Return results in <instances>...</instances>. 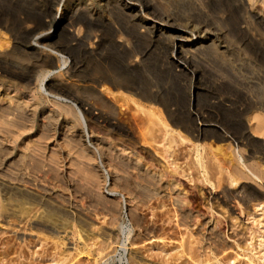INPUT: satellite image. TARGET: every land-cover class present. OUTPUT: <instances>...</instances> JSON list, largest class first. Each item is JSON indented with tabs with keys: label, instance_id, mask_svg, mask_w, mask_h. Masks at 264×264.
Listing matches in <instances>:
<instances>
[{
	"label": "rangeland",
	"instance_id": "374dc122",
	"mask_svg": "<svg viewBox=\"0 0 264 264\" xmlns=\"http://www.w3.org/2000/svg\"><path fill=\"white\" fill-rule=\"evenodd\" d=\"M97 1H88L90 2L88 12H93L101 19L100 24H97L98 27L95 23L94 26L91 24L90 28H95L93 30L102 33L103 41L97 56L88 54L83 56L85 58H80L83 67L76 74L88 77H96L101 73L108 77L112 76V73L118 74L119 78L122 80L124 78L123 81H132L135 87L143 88L138 87V91L145 90L146 93L150 91V88L155 93L156 90L159 91L158 96L172 104L171 108H174L178 115L186 116L190 110L209 120L211 127L219 129L217 131L210 129L206 132V137L196 140L181 126L171 125L169 128L174 136L173 141L167 143L162 131H156V141H153L154 145L161 150L170 151L169 155L164 151L162 152L166 154L158 153L159 155L161 153V158L156 156L158 160H155L158 169H163L162 171H166L180 182V188H184L188 192H186L187 195L193 197L189 196L192 199V206L197 205L196 207L199 206L201 210H204L206 224L195 221L189 224V227L184 228L183 225L177 227V212L167 199L161 200L154 197L147 200L141 197L144 196L142 192L140 194L143 195L135 192L139 196L136 200V195L130 196L127 188H120L113 184L114 171L118 169L114 160L112 161L96 149L94 136H97V132H92L89 126V130L84 132L81 138L82 143H80L78 136L72 138L68 120L75 114L77 116V109L74 107L77 103L81 109L89 106L97 115L103 111L105 114L113 113L112 115L118 121L130 127L129 129L126 126L131 130L132 135L138 137L132 116V113L136 111L135 104L129 97L122 94L114 96L108 90L100 88L87 92L79 90L76 88L75 77L68 73L66 65L47 67L48 65L45 66L47 63L42 59L39 61H43L44 64L37 61L39 63L36 64L37 68L34 66L27 68L23 65L17 69L25 76V79L21 81H24L22 84L28 85L30 82L29 89H34L33 91L37 93L38 99L34 103L38 101V105L36 104L35 111L25 110L21 117H25L23 122H25L26 131L19 136L18 143L12 145L8 138H5L0 144L2 145L0 147V264H264V135L256 133L253 128L256 124L255 118L264 114L262 109L264 108V22L258 15L264 14V0H154L157 9L165 10L164 13L169 14L172 27L169 22L159 21L161 29L158 28L148 36L142 35L140 26L146 16L150 21L152 16L143 15L144 12H138L136 16L134 14V12L137 13L136 11H128L127 14V11L118 3L119 0H109L108 4ZM135 4L139 6L140 2L136 1ZM57 5L56 0H0V19H5V24L14 23L19 37L16 42H13L8 37V33L0 29V47L14 49L13 52L11 50V57L19 60L20 63L23 61L26 63L27 59L28 61L36 60L35 57L38 55L32 50H30L31 56L28 54L29 50L27 54L25 53L28 46L26 41H29L33 35L29 32L31 29L34 35L58 29L54 44L65 40L66 32L63 31V26H61L62 29L58 26L59 5ZM255 12L258 14L256 15ZM26 17L29 20L25 21ZM21 21H24L26 25ZM96 28L100 30L97 31ZM163 30L166 32V34L163 33L166 37L158 33ZM178 30L184 32L186 37L187 35L191 37L184 38V43L198 39L203 41L201 46L195 47L196 50L194 48H191V52L186 50L188 53L184 54L188 56V60L186 57L182 59L180 56L173 55V43L169 38H172V34L175 35ZM120 34L131 42L129 50L118 44ZM67 36L69 38V35ZM182 40L180 39L179 44ZM14 43L18 45H16L18 49L13 47ZM208 44L211 45L208 46ZM130 49L147 54L146 60L140 67L130 68L126 64L127 52ZM135 57L136 55L132 58ZM179 63L182 68L177 66ZM43 72L50 74L47 83L51 85V89L48 88L47 93L41 89L42 77L47 75L42 74ZM74 85L76 87L72 89ZM63 86L67 87L66 91ZM147 87L149 89H146ZM68 91L71 92L69 96L64 94ZM72 93L76 95L79 93L77 95L79 98L74 97ZM55 96L66 103L65 107L54 104L52 100ZM251 97L257 99L259 103L262 102L260 104L262 108H254V112L251 109L249 112L241 113L240 110L246 104L245 101ZM7 101H2V104H5L3 106L8 107L5 115L9 111L6 117H12L17 114V110L14 107L9 108ZM50 111L54 113L53 117L48 115L52 118L48 117L46 119L49 120H44V116ZM161 112L167 118L165 112L163 110ZM1 113L4 114L2 111ZM200 121L198 124L203 126V121ZM160 122L161 120L156 117L154 122L145 125V131L160 127ZM43 142L52 146L51 150L47 151L48 160L53 159L61 165L62 174L57 175L58 177L42 174L33 166V160L29 157L35 147L45 145ZM83 144L94 156H97L94 163L103 183V189H101L103 195L106 198H114L115 204L120 205V208L118 207L120 213H117L119 221L116 224L110 222L107 209L103 205L93 203V196L87 193L86 173L80 167V160L84 154L79 148H82ZM194 145L200 146L198 151L194 149ZM233 148H240L245 158L249 157L252 151L254 156L247 158V162L252 163L262 177L238 179L237 183L227 180L228 173L225 167L222 169L221 165L224 166L226 158L233 157L231 153ZM130 179V184L131 181L134 183L131 186L136 188L135 180L133 182V179ZM17 186L20 190H14ZM253 187H256L263 196L254 198L252 195L251 197L249 190L251 191ZM231 189H235L236 192ZM5 191L8 192L7 196ZM15 192H17L16 197L23 192L35 194L39 203L26 202L18 206L16 197L7 198ZM208 192L212 193L213 200L207 201L208 197L205 195ZM227 193L228 198L225 197ZM214 195L218 196L217 200ZM222 195L224 196L221 198ZM203 198H206V202ZM218 200L220 202H217ZM57 204L60 208L57 209V215L55 213L53 217L55 221L46 219L47 210L54 209ZM201 204L205 205L207 210L203 209ZM27 206L30 207L31 212L23 210ZM130 207L134 208L136 216L139 215V218H142L143 225L140 227L144 229L135 226L132 218L130 219L132 217ZM64 212L69 216L68 220H62L65 217ZM144 225L147 228L143 227ZM214 226L216 229L212 228ZM213 229L219 233L220 238L217 236L216 241L213 235L210 236ZM152 233L158 235L153 245L149 244V241L139 243L141 235L150 234L151 236ZM167 233L169 236L166 235ZM210 238L214 241L210 242ZM218 239H221V242ZM107 242L113 243L110 249L112 252L106 250L110 254L106 251L101 252ZM180 243L184 244V248L180 246ZM135 251L141 255V258L136 261L132 257Z\"/></svg>",
	"mask_w": 264,
	"mask_h": 264
},
{
	"label": "bare ground",
	"instance_id": "6f19581e",
	"mask_svg": "<svg viewBox=\"0 0 264 264\" xmlns=\"http://www.w3.org/2000/svg\"><path fill=\"white\" fill-rule=\"evenodd\" d=\"M88 1H90V0H56V3L59 5V14H58V17H57L58 18V26H59V28H61V26H63V29H64L63 31L66 32L65 40H63L61 42L57 41L58 43L55 42V44H54V41H56V39H57L56 38L54 40V38L56 36V32H57L58 29L56 31H53V32H48V33H46V32L45 33L44 32L40 33L39 32V34L36 33L37 35H34L35 33H33L31 31L32 29L30 30L28 28L30 30L29 32H31V35L33 34L32 37H31L32 41H31V39L29 41H26L28 43V46L26 48V52L23 49H20V50L24 51L26 54H27L28 50H29L28 54H30V50H32L33 53L35 52V54H38L35 57L36 60L28 61V59H27L28 62L26 61V63H25L23 61L24 63L23 62L20 63V62H18L19 60H16L15 58L11 57V55H12L11 53L13 52L14 49L13 50L12 49L9 50V49H6L8 47H5V48L4 47H0L1 48L0 49V110L4 113V114H2V113L0 114V144L4 141L5 138L6 139L8 138V141H10L12 143V145H16L18 143L19 136L22 134L23 131H26V126L24 125L25 122H23L25 117L24 118H21V117L24 115V112H26L25 110H27V111H28V109L29 110H32V109L34 110L35 108H37V105H38L37 104L38 101H37V103H34L38 99L37 93L35 91H33L34 89L33 90L29 89L30 86H28V85H30V82H29L28 85H27V83H26V85L22 84L24 81L21 82L22 80L25 79V76L22 75L21 72H18L17 69L19 68V66L23 67V65H24V67H27V68L28 67H33V66L36 67L37 66L36 64L38 63L37 61L42 60V59H43L44 62L47 63V64H45V66L48 65L47 67L55 68L57 65H59V66L61 64L66 65V67L68 68V70H67L68 73H70V75H72V77L73 76L75 77V81H76V86L77 87L74 85V87H72V89L76 87V88H79V90H83V91L87 92V91H90V90H93V91L94 90H98L100 88V89H103L105 91H107V90L110 91L112 94H114V96H116L118 94H122V95H125V96L129 97L133 101V103L135 104L136 111L132 113V116H133V120L135 122V127H136L135 130L137 129V132H138L137 133L138 137H135L134 135H132L131 130H129L130 127L126 125L127 127H129V129L126 128V126L123 125L124 122L121 123L120 120L118 121L115 118V116L112 115L113 113L112 114L111 113H108V114L106 113L105 114V113H103L104 112L103 111L102 113L97 115V114H95L93 112V110L89 106L84 108V109H81L80 107H78L77 103H75L76 105L74 104L75 105L74 107H76V109H77L76 110L77 116H75L76 115L75 114L69 120L67 119L68 123H69L68 125L70 126L69 128H71L70 131H71V134L73 136L72 138L78 136L80 138V139L78 138L80 140L78 142L82 143L81 142V138L83 137L84 132L89 130L88 128L90 126L91 127L90 128L91 131L93 130L92 132H97V136H94V142H95V144L97 146L96 149H98L100 152H102L105 155H107L109 157V159H111L112 161L114 160L115 163H116V168L118 170L114 171V176H113V178L115 180L113 182V184L115 186L120 187V188L121 187L122 188H127L128 191H127V189L126 190L124 189V190L127 191V193H130L131 194L130 196H133V197H134V195H136L135 192H138L137 194H139V195H143L144 194V196H141V197H143V198L145 197L146 199L147 198H154V197L155 198H159L161 200H162V198L167 199L170 202V204L172 205V207L174 208V210L177 212V219H176L177 223H178L177 227H180V225L181 226L183 225L184 228H185V226L189 227L188 225L192 224L195 221H199L200 223L205 222V223H202V224L205 225L207 220L205 221V216L206 215L204 214L205 212H203L204 210H201L199 206H198L199 207V209H198V207H196L197 205H195L194 207L192 206V203H191L192 199L189 198L190 195L189 196L187 195L188 192L184 188H180V182L176 178L171 177L166 171H162L163 169H161V170L158 169V166H157L158 164L155 161L156 159L158 160V158H156V156L160 157L161 153H163L162 151L168 153V155H169L170 151L169 150H165V149L161 150L158 146L154 145L153 141H156L155 140V137L157 135L156 131H162L163 132L164 140L167 143L173 141V137L174 136H173V134H172V132H171V130L169 128L171 125L173 127L181 126L185 131H187V132H189L191 134L192 138H194L196 140L200 139V137L201 138L206 137V132H208V130H210V129L211 130L213 129V131L214 130L217 131L219 129L216 128V127H211L210 126L211 124H209L210 122H208L209 120L204 119L200 115L195 114V113L191 112L190 110L188 111L186 116L183 115V114H182L183 116L182 115H178L175 112V110H173L174 108L173 109L171 108L172 104H169L168 102L164 101L163 99H161V97L158 96V92L159 91L156 90V93H155V92L151 91L152 90L151 88H150V91L152 92V94L150 93V91L149 92L146 91V93H145V90L144 91L143 90L138 91L137 89H138L139 86L135 87L136 85L131 83L132 81H129V80H128L129 82L127 80L123 81L124 78L122 80V78H119L118 74H116V73H115L116 75H113V73H112V76H110V77L104 76L103 73H101V75L100 74L97 75L96 77H90V76L88 77V76H79V75H77L76 72L80 68L82 69V67H83L82 61H81L82 59H80V58L83 57V56H88V54L92 55V56L93 55L97 56L99 54L100 44L103 41L102 38H101L102 37V33L96 32L95 30H93V29H95L93 27H92L93 29L90 28L91 24L92 25L95 24V23H96V25L100 24V20L101 19H99V17H97V15H95L93 12L92 13L88 12V6H89L88 4L90 3V2L88 3ZM98 1L100 3H102V4H104V3H107V1H109V0H98ZM136 1L140 2L139 6L135 4ZM118 3L123 7V9L125 11H127V14L129 13L128 11H131V12L132 11H136L137 13L134 12V14L136 16H138V12H142V13L144 12L145 14H143V15H149V17L152 16V20L151 21L146 18L147 16L144 18L143 23L140 26V28H141L140 31H141L142 35L145 34L146 36H148L149 33L157 31L158 28L161 29V25H159L158 22L159 21L169 22V20L171 18V17H168L169 14H165L164 13L165 10L164 11H160L159 8L157 9L156 5H154V3H155L154 0H153V2L151 0H119ZM109 4H111V3L109 2ZM92 5H93V3H92ZM118 9H120V8H118ZM161 10H163V9H161ZM120 12L122 13V11H120ZM256 13L257 12H255V14ZM143 15H141L142 19H143ZM258 15H260V17L262 19L261 21L264 22V14L262 13V14H258ZM100 17H103V16H100ZM127 17H129V15ZM4 20L5 19H2V20L0 19V29L1 30L4 29L8 33V35H9L8 37H10L13 40V42H16V40L19 37L17 36L18 33H17L16 27L14 26V23L12 22L13 24H11V23L5 24ZM27 20H29V18L26 17L25 21H27ZM9 22H10V20H9ZM21 23L24 24V21H21ZM24 25H26V24H24ZM28 25L29 24H27V26ZM58 26H57V28H58ZM170 26L172 27V24ZM174 26H175V24H174ZM36 27H38V26H36ZM97 27H98V25H97ZM132 27H133V25H132ZM138 27L139 26H137V28ZM25 29L27 30V27ZM25 29H23V30H25ZM38 29H39V27H38ZM96 29H97V31L100 30L98 28H96ZM137 30L139 31V29H137ZM203 30H204V28H203ZM205 30H206V27H205ZM37 31H39V30H37ZM121 31H122V29H121ZM158 33L159 34H163V33L166 34V32H164V30L163 31H159ZM27 34H28V31H27ZM184 34H185L184 32L178 30L177 33L175 35L173 33L172 34L173 37L169 38V39H172L171 42L173 43V47H172L173 48V53H174L173 55L180 56V58H182V59H184L186 57V59H187L188 56L185 55L184 53L185 52L188 53V51H190V50L192 51L191 48L195 49V47L197 48V46H199V45L201 46V44H203V41L198 39V40H195V41L191 40L188 43H184L185 42L184 38L189 37L188 35L186 37V35H184ZM67 35H69V38H67L68 37ZM121 35L122 34H120V37H121ZM172 35H169V36H172ZM28 36H30V34ZM189 38H191V37H189ZM180 39H183V40L179 44ZM128 40H129L128 38L126 39L125 37L123 38V36H122L120 38V40L118 41V44L121 45L124 49L129 50V48H131L130 47L131 46L130 45L131 42H129ZM26 42H25V44H26ZM208 42H210V41L208 40ZM16 45L17 44H15L13 47L15 49H18L19 47H17L18 45L17 46ZM209 45H211V44H208V46ZM11 50H12V52H11ZM186 50H188V51H186ZM22 51H20V52H22ZM24 52H23V54H24ZM127 53H128V61H127L126 64L130 68L131 67L135 68L137 66L140 67V65L146 60V55L147 54L145 52H143V51H137L136 49H134V50L130 49V51H128ZM135 55H136V57L132 58ZM26 56L28 57L29 55H26ZM30 56H31V54H30ZM83 58H85V57H83ZM189 60H190V58H189ZM43 61H39V62H43ZM44 62H43V64H44ZM177 66L181 67L180 63L177 64ZM24 71H25V69H24ZM44 73L47 74V72H43L42 74H44ZM48 74L45 75V76L43 75V77H42L43 79L41 78L42 79L41 89L44 90L43 92H45L51 86V85H49L47 83V79L50 76V74L49 75ZM107 74H109V73H107ZM30 81H32V79ZM71 86H73V85H71ZM63 87H64L63 89L66 91L65 88H67V87H65V86H63ZM141 88L142 87H139V89H141ZM146 89H149V88L147 87ZM64 90H61V91L64 92ZM75 92H76V90H75ZM46 93H47V91H46ZM64 94H67V95L69 94L70 95L71 92L69 93V91H68V92H65ZM72 95L74 97H76V98H79V97H77V95H79V93L77 95L72 93ZM54 98H53L54 100H52V101H54L55 105L57 104L56 106L65 107L66 103L63 100L59 99L58 96H55ZM253 98L251 97L249 100L246 99L248 101H245L246 102L245 105H244L245 102L243 103V105H244L243 107L244 108L243 107L241 108V110H240L241 113H246L247 111L249 112V111H251V109L253 111L254 108H259V107L262 108L260 106V104L262 102L259 103L258 101H256L257 99L255 100ZM4 100H8L6 104H9V108L10 107H12V108L14 107L17 110V114H14L12 117H9V116L6 117V115L9 114V111L5 115V112H6L5 110L8 107L6 106V108H5V106H3V105H5V104H2V101H4ZM107 106H108V104H107ZM262 109L264 111V108H262ZM9 110H11V109H9ZM161 110H163L165 112V115H166L167 118L164 117V115L162 114ZM34 111H33V114L35 115ZM52 111H50V113H48L46 116H44V120H49V119H46V118H48V117L52 118L53 117L54 113ZM207 114H209V113H207ZM48 115H50L52 117H50ZM156 117L159 118V120H161V122L159 123L160 127H155V129L149 128L147 131H145V125L147 123L149 125L150 122H154ZM20 118L22 120H20ZM199 120L203 121V123H204L203 126L198 124ZM255 120H256V124H255V126H253L254 131L256 133L264 135V114L257 116L255 118ZM27 122H29V121H27ZM27 128H29L28 125H27ZM146 128H148V127H146ZM158 135H160V134H158ZM250 137H251V135H250ZM247 138H249V137H247ZM74 140L76 141V139H74ZM138 144H139V146H138ZM80 145H78V146H80ZM0 147H2V145ZM50 147H52V146H50V145L48 146L46 144L45 145H43V144L42 145H38L37 147H35L32 150L31 154H29V157L31 158V160H33V166L37 170H39L42 174H44V175H56V177H58V176H60L59 174L61 173L60 172V166L61 165H59L58 161H55L53 159H52V161H51L50 158H49L50 161L48 160L47 151L51 150ZM199 147L200 146H198V145H194V149H197V151L199 150ZM52 149H54V148H52ZM79 149L81 150V153L84 154L83 158H81V160H80V162H81V166L80 167L86 173L85 174L86 175V178H85L86 181L85 182L88 184L87 193L89 195L93 196V198H94L93 203L95 202L98 205H103V207L107 209V211H108V213L110 215V222L112 224H116L117 221H119L117 213H120V212H118V210H119L118 207L120 205H118L119 204L118 201H117L118 204H115L116 201L115 200L113 201L114 198L113 199L110 198V197L106 198V196L103 195V193L101 191V189H103V187H102L103 183L100 180L101 177H100V175L98 173V168H97L96 164L94 163L95 157H97V156L96 155L94 156V154L92 152H90L89 148L87 146H85L84 144H83L82 148H79ZM80 150H78V152ZM159 150H161V151H159ZM209 151H211V150L209 149ZM231 151H232L231 153H233V157H229L228 159L226 158L225 160H224V158H221V159H223L225 161L224 166L221 165V167H223L222 169H224V167H225V170L228 173V177L226 176V178H229V179H227V180H229V181L231 180L230 181L231 183L232 182H236L237 183L238 179H243V178H248V177H249L248 179H250V178H254L255 179V177H259L260 176L259 172H257L255 170L254 165L252 163H248L247 162V158L249 159V158L254 156L253 155L254 153L252 151L250 152V155L247 158L244 157V155H243V153H242L240 148H233ZM159 152H161L160 155L158 154ZM53 153H54V151H53ZM166 153H163V154H166ZM214 154L215 153L213 152V155ZM25 155L26 154H24V156ZM221 162L223 163V161H221ZM260 177H262V176H260ZM130 178L133 179V182L135 180L136 188L132 187L134 185V183H132V181H131V184H133V185L131 186V184H130V180L131 179ZM223 179H224V177H223ZM230 182L228 184H230ZM254 184L255 183H253V185ZM225 186H226V184H225ZM241 187L243 188V186H241ZM257 187H258V185H257ZM14 188H16L14 190H20V188H18V186L14 187ZM134 188H135V190H134ZM243 189H242V191H243ZM261 189H259V190H261ZM231 191L236 192L235 189L234 190L231 189ZM8 192H9V190H8ZM8 192L5 193V196H7ZM140 192H142L143 194H140ZM234 192H232V194ZM249 192H250V196L252 197V195H253L254 198H255V196L256 197L257 196H259V197L263 196V194L260 193V191H258L256 187H253V189L251 191L249 190ZM16 193L17 192H15L14 194H12L10 196L8 195L7 198H12V199H13V197L15 198L16 197L15 196ZM228 193H227V196H225L227 198H228ZM205 194H207V193H205ZM205 196L208 197L207 201H210V199L213 198L212 197L213 195H212L211 192H208V194L205 195ZM223 196L224 195H222L221 198ZM136 197L139 198V196L136 195L135 196L136 200L138 199ZM190 197H192V196H190ZM217 197L218 196L214 195L215 199ZM235 198H237V197H235ZM235 198H234V201H236ZM241 198H243V197H241ZM254 198H252V199L254 200ZM203 199L206 202V198H203ZM231 199H233V198H231ZM15 200L18 202L17 203L18 206L22 205V204H24L26 202H28L29 204H37V203H39V199H38L37 196H35V194L24 193V192L21 195H19L18 197H16ZM139 200L141 201V199H139ZM10 201H11V199H10ZM142 201H143V199H142ZM215 201H213V202H215ZM227 201H228V199H227ZM7 202H9V201H7ZM213 202H211V204ZM217 202H220V201L218 200ZM140 203H137V204H140ZM196 203L198 204L199 202H196ZM230 203H231V201H230ZM229 204H227V205H229ZM208 205H210V203ZM230 205H232V204H230ZM133 206L134 205H132V207ZM132 207H130L131 208L130 211H132L133 214L131 213L132 217H130V219L132 218L131 220L134 222L135 226L140 227V226L143 225V222H142L143 220L141 221L142 218L140 219L139 215L137 213L136 214L138 216H136L134 214L136 211L134 212L133 211L134 208L132 209ZM148 207H149V205H148ZM201 207H204L203 209H205V205L201 204ZM211 207L212 206H210V208ZM213 207H214V204H213ZM59 208H60V205L58 206V204H57L54 207V209L52 208L50 211L47 210V213L45 214L46 216L44 214L43 215L46 217V219H49V220L53 219L54 220L53 217L55 216V213L57 215V213H58L57 209H59ZM135 208H137V206H135ZM23 210L27 212L28 210L30 211L31 209H30V207L27 206V207L23 208ZM169 210L171 211L172 209H169ZM205 210H207V209H205ZM170 211H168V212H170ZM176 212H174V213L176 214ZM59 213H61V212H59ZM64 213H65L64 214L65 217H63L62 220L63 219L64 220H68L69 216L66 214V212H64ZM61 214H63V213H61ZM129 215H130V213H129ZM174 216L176 218V215H174ZM207 216H208V219H209L210 218L209 215H207ZM164 218H166V217H164ZM207 225H208V222H207ZM135 226H134V228H135ZM143 227H145V225ZM65 228H66V226H65ZM145 228H147V227H145ZM212 228L216 229L215 226L212 227ZM141 229H144V228H141ZM208 229H210V228H208ZM214 229L212 230V232H211L212 234H210V236L213 235L214 239L216 241V239H217L216 237L219 235V233L215 232ZM153 230H152V232H154ZM187 230H188V228H187ZM210 230H209V232H210ZM139 231H141V230H139ZM142 231H144V230H142ZM145 231H146V229H145ZM145 231H144V233H145ZM147 232L149 233L150 230L147 231ZM155 232H156V230H155ZM148 233H146V234H148ZM163 233H164V231H163ZM168 233L166 234L167 236H169ZM152 234H151V236H150V234L148 236H146V235L142 236L141 235V237L143 239L140 237L141 240H140L139 243H143V242L149 241V244L153 245V241L158 239V237H157L158 235L156 236L155 234H153V235ZM161 234H162V232H161ZM164 235H165V233H164ZM137 236H138V234H137ZM160 236H162V235H160ZM135 237H136V235H135ZM159 239H161V238H159ZM163 239H165V238H163ZM214 239L212 238L213 241H214ZM133 240H134V238H133ZM213 241H211V238H210V242H213ZM134 243H135V241H134ZM112 244L113 243H111V242H107L106 244H104V246L101 249V252H104L107 249L110 251V249H112V247H113V246L111 247ZM183 245L184 244L180 243V246L183 247ZM141 246H143V245H141ZM137 250H139V249H137ZM109 251L108 252L106 251V253L110 254V252H112V251H110V252ZM101 252H99V253H101ZM132 257H133L134 261H136V260H139L141 258V255H139L135 251L132 254Z\"/></svg>",
	"mask_w": 264,
	"mask_h": 264
}]
</instances>
